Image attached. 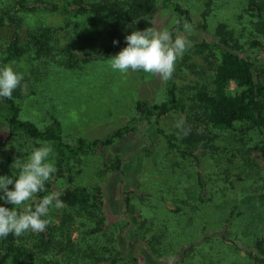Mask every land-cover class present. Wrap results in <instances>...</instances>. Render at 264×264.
Instances as JSON below:
<instances>
[{
	"label": "rangeland",
	"instance_id": "rangeland-1",
	"mask_svg": "<svg viewBox=\"0 0 264 264\" xmlns=\"http://www.w3.org/2000/svg\"><path fill=\"white\" fill-rule=\"evenodd\" d=\"M65 1L72 4L79 2L82 6L99 1L118 3L124 8L127 4L124 0H0V67L12 63L15 70L24 75L22 86L26 84L27 87L14 91L20 108L19 117L39 128L56 120L63 141L70 143L78 136L101 138L129 119L134 120L138 115L135 109L137 101L159 104L165 99L163 80L158 75L131 70L122 74L110 67V60L126 47L125 36L133 30H143L151 25L168 30L175 19L168 10L160 7V0L152 1L153 6L145 15V25L138 28L111 14H73V11L63 14L48 11L45 6L48 3L61 5ZM176 1L190 11L194 25V28L180 32L188 37L192 45L177 61L173 73V81L180 94L190 95L196 90L211 89L213 72L205 62L203 53L196 51L195 45L217 41L216 31L230 33L229 49L235 50L236 45L246 48L245 53L250 61L264 65V46L250 49L244 44L246 39L254 36L248 31L247 15L238 17L246 0ZM19 5L32 6L33 10H23ZM13 37L18 39L23 53L5 62L2 59L4 50ZM114 40L116 44H113ZM68 44L72 45L77 55L89 53L88 61L67 68L63 48ZM99 52L110 53V56L101 57ZM226 91H235L232 83L228 84ZM195 114V104L184 98L178 108L161 114L156 120L152 116L137 119L131 131L110 146L85 152L72 161L70 182L66 179L67 174L49 180L50 191L60 192L68 188L79 194L98 189L101 192L98 217L103 220V231L107 237H112L115 249L124 254L125 259L135 249L143 257L142 264H159L171 259L168 254L160 256L155 247L141 238L143 234L146 235L147 227H151L152 232L157 231L158 222L165 217L170 220L164 226L167 227V243L177 250L179 260L185 251L206 255L191 259L186 255L178 264H216L218 252L221 260L217 264H244L239 252L232 248L236 243L252 246L255 236H264V204L249 203L244 204L243 208V204H239L234 209L233 203L250 196L260 201L264 199V189H260L264 183V154L257 148L258 144H254L257 134L250 132L243 135L244 140H250L242 148L240 155L245 162H241V157L237 158V152L234 153L240 143L232 141L231 133H218V137L211 142L207 135L210 131L196 117H192ZM7 117L8 112L0 101V165L5 157L9 159V164H13L16 158L24 161L33 147L40 146L19 136L12 139L6 137ZM181 119L185 120L184 127L190 129V133L178 139L175 125ZM166 139L177 149L169 148ZM212 145L222 153L221 158L209 159L207 155L199 154V150H207ZM179 149L186 154L180 155ZM187 153H195L198 157L202 180L208 194H213L211 201L195 214L199 218L192 215L188 224L189 218L186 216L173 218L178 215L173 210H180L186 199L192 204V196L196 192L193 161ZM232 153V162L228 164L225 158L231 157ZM54 154L53 148L51 159ZM13 167H6L8 170L6 173L1 171L0 176L1 173L12 172ZM244 168L249 173L246 176L249 177L248 181L236 178L238 174L235 173H241ZM224 170L228 172L230 182H222L217 177L216 173H223ZM221 186L223 190L216 194ZM125 192L129 198L128 211L122 216V196ZM70 211L69 208L53 207L49 227L55 231L59 229ZM226 215H229V219L233 217L232 220ZM174 219H181L182 225L179 227L183 228L176 227ZM151 220V223L147 222ZM77 224L81 230L89 226L80 219ZM169 225L177 229L175 235L170 232L172 228ZM223 226L231 237V228L237 231L234 240L229 242L213 238L218 230H223ZM37 234L29 231L17 239L30 245ZM103 239L106 240V237L100 240ZM133 239H136L137 245L129 246L127 241ZM98 245H102L100 241Z\"/></svg>",
	"mask_w": 264,
	"mask_h": 264
},
{
	"label": "trees",
	"instance_id": "trees-1",
	"mask_svg": "<svg viewBox=\"0 0 264 264\" xmlns=\"http://www.w3.org/2000/svg\"><path fill=\"white\" fill-rule=\"evenodd\" d=\"M83 1V0H78ZM153 0H124L127 2L126 7H122L120 4H108L99 1L100 3L88 4L82 6L79 2L73 4L71 1H65L63 4L58 5L55 3H48L46 6L48 11L59 12L63 14H69L73 11V14L78 12H91L94 15L100 13L111 14L120 21L124 20L130 25L138 28V26L145 25V15L153 6ZM21 6L23 10H33L32 6ZM160 7L166 9L174 17L175 22L168 29L175 36L177 33L184 32L191 28H194L190 17V11L183 7L176 0H160ZM241 14L239 18L246 17L248 28L254 36L244 41V44L250 48H261L264 46V0H246L244 6L240 10ZM242 20V19H240ZM185 25L188 28H185ZM244 27V26H243ZM243 27L241 30H243ZM222 28V27H221ZM245 27L244 29H246ZM218 35L215 42H202L196 44L195 48L197 52L203 53L204 60L210 65L213 72L211 80V89L209 91L200 89L193 91L190 95L180 94L176 89V86L172 79L163 81L165 99L159 104H151L146 102L137 101L135 103V109L137 110V116L134 120L129 119L125 124L118 126L115 129L109 131L101 138L88 139L82 136L76 137L72 142L63 141L60 125L56 120H51L49 123L39 128L29 120H24L19 117V105L15 100L16 93H13L11 99L0 98L1 103L5 106L8 112L6 118V130L10 139L17 136L26 138L34 144L49 143L55 150L53 160L57 172L53 175L52 179L58 178L62 174H67V181H71L69 172L72 166V161L77 160L85 152H93L100 147L110 146L116 139L127 135L133 128V124L137 119L147 116H152L154 120L158 119L161 114L168 111L175 110L180 106L184 98L192 101L196 108V119L207 127L210 131L207 133L209 140L212 142L218 133L223 131L230 132L232 135V141L239 142L240 146L235 149L237 152V158L241 157V162H245V159L240 153L243 151V147L247 145V140H244L243 135L250 132H255L257 148L263 151L264 154V65L260 66L250 61L246 56V48L236 45L235 50L229 49L228 41L231 40L230 33H223V31H216ZM237 39V38H236ZM236 39L233 41L236 43ZM23 53L22 48L18 44V39L13 37L6 45L3 55V61H11L20 57ZM65 55V66L67 68H73L78 63L88 61L90 54L77 55L72 49V45L68 44L63 48ZM99 56H110V53L99 52ZM232 83L234 86L233 93H227L226 88L228 84ZM214 130V131H213ZM160 133V130H158ZM166 143L169 148L176 147L168 139ZM205 146V145H202ZM177 149V147L175 148ZM215 146H211L207 150H199L200 155H207L208 158H221V154L217 152ZM242 149V150H240ZM180 155H185V151L178 150ZM188 154V153H187ZM190 154V155H189ZM188 155L193 161L196 192L192 197V204L189 200H183V206H180V210H173L178 214L173 218L185 217L189 218L186 222H190L191 216L201 211V207L205 206L211 201L213 196L205 186L202 180V173L198 166V157L196 154L189 153ZM225 156V155H224ZM225 158V161L229 164L231 158L234 156ZM10 161L5 157L0 165V172L6 173L10 167ZM13 171L1 176H11L16 178L19 170L13 167ZM16 170V171H15ZM241 173L236 178L240 181H248L249 177L246 169H241ZM228 172L226 170L223 173H216L219 180L222 182H230L228 179ZM259 180H257L258 183ZM256 182V181H255ZM258 187V185H256ZM11 188V186H9ZM51 181L46 182V191L40 192L36 196V200L41 199L44 195H47L50 191ZM226 188H228L226 186ZM264 189V183L260 185V189ZM223 190L222 186L216 190V194ZM60 199L63 202V209H71L70 213L64 217L59 229L56 231L49 226L47 229L38 233L34 241L27 245L24 241L20 242L16 236L9 234L6 238H0V264H142L143 257L138 249H135L128 259L124 258V254H121L115 249V244L111 236L107 237L102 227V219L98 217V211L101 205V192L98 189L92 192L75 193L68 188L62 189ZM252 193H254L252 189ZM259 196V195H258ZM261 198V197H259ZM233 203L234 209L239 204L247 205L249 203H255L262 205V201L253 196L245 198L240 202ZM129 198L127 193H123L122 196V216H125L128 211ZM0 205L12 208L13 205H5L3 201H0ZM186 207V211L184 210ZM34 207V203H33ZM203 208V207H202ZM92 210L94 213L89 211ZM18 211H23V207H20ZM82 212V215H80ZM87 213V214H86ZM188 213V214H187ZM89 214V215H88ZM82 216V217H80ZM227 218L229 215H226ZM199 218L198 216H193ZM233 217H231L232 220ZM79 219L82 223L89 224L81 230L79 228ZM226 219V218H225ZM181 219H174L173 224L176 227L182 225ZM147 222H152L147 221ZM170 222L169 219L163 217L158 222L157 231L152 232L151 227L146 229V235H142L141 238L146 240L145 242L152 245L159 251V255L163 256L168 254L169 260L159 264H178L183 260L186 255L191 259L192 257L199 256L205 257L201 252L190 251L180 255L175 248L170 247L167 243V235L164 227ZM212 222V221H211ZM208 221L205 222L207 224ZM228 223V222H226ZM170 227V225H169ZM172 228L171 233H174L177 229ZM180 229L183 227H179ZM223 226V230H218V233L213 238L220 239L221 241H232L236 238L237 231L231 228L233 231L232 237ZM239 229V228H238ZM241 234L240 229L238 230ZM106 237V240H100ZM91 239H93L91 241ZM175 239V238H174ZM136 239H133L135 242ZM252 246L241 245L236 243L232 249H236L239 252V257L243 260L244 264H264V236H255ZM99 241L101 246L98 245ZM137 245V243L135 242ZM232 244V243H229ZM190 245V244H189ZM191 245H195L192 243ZM151 246V247H152ZM152 247V248H153ZM159 248V249H158ZM236 252V251H235ZM233 253V252H232ZM237 253V252H236ZM48 255H50L48 257ZM211 255V254H210ZM215 256L214 254H212ZM233 257V255H229ZM215 263L220 260V254L218 252ZM178 258V259H177ZM182 259V260H181ZM232 259V258H230ZM209 264V262L207 263Z\"/></svg>",
	"mask_w": 264,
	"mask_h": 264
},
{
	"label": "clouds",
	"instance_id": "clouds-1",
	"mask_svg": "<svg viewBox=\"0 0 264 264\" xmlns=\"http://www.w3.org/2000/svg\"><path fill=\"white\" fill-rule=\"evenodd\" d=\"M125 41L126 47L111 57L110 67L122 74L129 70L143 71L158 75L163 81L172 79L177 61L192 46L186 35L177 33L174 36L167 29L160 30L152 25L143 30H133L125 36ZM116 43L114 40L113 44ZM23 79V73L15 70L12 63L0 67V98L11 99L17 88H26V84L22 86ZM184 125L183 119L175 125L178 139L190 133ZM52 153L51 144L41 143L39 147L32 148L26 160H14L11 166L19 170L16 178L0 176V201L13 205L11 209L0 205V238L9 234L20 237L29 231L42 233L52 223L50 210L63 207L59 191L49 192L36 200L37 194L46 191V182L57 172ZM20 207L23 211H18Z\"/></svg>",
	"mask_w": 264,
	"mask_h": 264
},
{
	"label": "crops",
	"instance_id": "crops-1",
	"mask_svg": "<svg viewBox=\"0 0 264 264\" xmlns=\"http://www.w3.org/2000/svg\"><path fill=\"white\" fill-rule=\"evenodd\" d=\"M129 246H132L133 244H135V242L133 240L127 241Z\"/></svg>",
	"mask_w": 264,
	"mask_h": 264
}]
</instances>
